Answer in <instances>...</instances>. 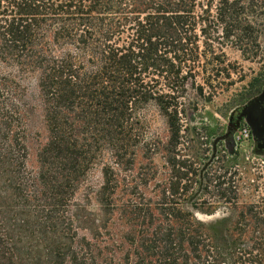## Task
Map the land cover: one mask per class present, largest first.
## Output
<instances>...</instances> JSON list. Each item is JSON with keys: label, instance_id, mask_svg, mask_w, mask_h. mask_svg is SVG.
I'll list each match as a JSON object with an SVG mask.
<instances>
[{"label": "trees", "instance_id": "1", "mask_svg": "<svg viewBox=\"0 0 264 264\" xmlns=\"http://www.w3.org/2000/svg\"><path fill=\"white\" fill-rule=\"evenodd\" d=\"M227 45L264 56V0H0V264H264V158L243 163L219 140L205 164L209 126L188 121L227 77ZM29 79L47 132L35 174ZM149 104L161 147L144 139ZM159 151L194 178L156 179ZM103 155L101 218L80 235L74 194ZM201 181L206 198L176 194Z\"/></svg>", "mask_w": 264, "mask_h": 264}, {"label": "rangeland", "instance_id": "2", "mask_svg": "<svg viewBox=\"0 0 264 264\" xmlns=\"http://www.w3.org/2000/svg\"><path fill=\"white\" fill-rule=\"evenodd\" d=\"M224 51L228 62L231 64L227 77H222L220 79L222 84L219 86L218 94L213 100L205 102L201 101L199 111L191 113L188 121L195 124L202 123L205 124V126L207 124L209 126L208 133L204 129H198L202 136L200 139L202 142L201 148L205 150L202 156L204 158L209 156L210 158L207 160L203 159L207 162L205 164L212 162L213 154L215 153L219 140H222L228 149L239 144L240 157L243 163L246 161L252 162L253 160L259 161L260 158L257 156L264 158V148H258L250 127L245 123L244 117L239 116V111L248 101L258 96L264 86V84L261 85L258 91H256L254 87L256 80L260 79L264 72V56L256 55L254 57H248V55L242 54L238 49L230 45L225 46ZM26 83L29 86V101H31L34 108L32 109V114L27 122V157L25 163L27 169L35 174L39 168L38 153L46 141L47 132L37 97L36 86L31 79ZM139 114L141 121H143L145 125L144 139L148 142H159V147H161L169 134L165 118L160 114L157 107L152 104L141 109ZM239 124H241L240 127H238ZM244 127L248 130L247 135L242 131ZM162 154V151H159L154 156L155 163L158 167L156 179H162L161 174H163L165 170L163 167L164 161ZM103 156L104 157L101 160L95 161V163L87 170L74 194L75 203L79 205V208L83 209V212L81 213V215H83L80 219L82 220L80 221L81 229L78 230L80 235L85 234L86 236H89V227L92 226L90 220L94 219V217H98V219L101 218V209L96 199L99 188L103 182L102 161L105 162L104 159H106V155ZM261 163H263V161ZM195 165L196 164H194L193 167H195ZM207 166L204 165V168ZM262 167L263 177L259 179V182L264 181V165H262ZM214 168L215 167L212 164L211 170ZM254 170L255 169L253 168L252 171ZM165 172H167L173 183L181 182L180 186L189 183L190 180L188 178L192 177V175L189 174L187 177L178 180L175 177L173 169L170 170L169 168L168 170L166 168ZM211 172L214 175L217 174V172ZM155 182L156 181H153L149 187H153ZM202 184L203 181L198 184H193V187L187 188L186 191L179 189V193L176 194H184V197L190 202L198 197L206 198L207 194H212V192L215 191V188L211 185L208 189L209 192H205L202 189ZM253 193L264 194V186L260 185V188L254 189ZM147 194L152 193L147 192ZM220 205L221 204L217 205L215 203L213 207L208 209L205 207L203 210H213L214 208L218 210L220 209L218 208ZM183 207L185 209L190 208L185 203ZM194 211L201 218H205L197 209Z\"/></svg>", "mask_w": 264, "mask_h": 264}, {"label": "water", "instance_id": "3", "mask_svg": "<svg viewBox=\"0 0 264 264\" xmlns=\"http://www.w3.org/2000/svg\"><path fill=\"white\" fill-rule=\"evenodd\" d=\"M264 86L258 96L248 101L239 111L250 127L259 149L264 148Z\"/></svg>", "mask_w": 264, "mask_h": 264}, {"label": "built area", "instance_id": "4", "mask_svg": "<svg viewBox=\"0 0 264 264\" xmlns=\"http://www.w3.org/2000/svg\"><path fill=\"white\" fill-rule=\"evenodd\" d=\"M242 131H243L246 135L248 134V132H247L248 130H247V129H243Z\"/></svg>", "mask_w": 264, "mask_h": 264}]
</instances>
